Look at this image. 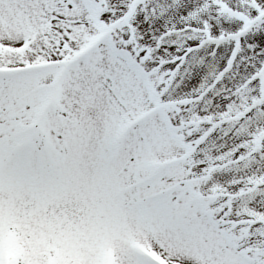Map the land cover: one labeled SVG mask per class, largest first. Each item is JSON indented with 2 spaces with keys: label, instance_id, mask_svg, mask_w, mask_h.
Here are the masks:
<instances>
[{
  "label": "snow or ice",
  "instance_id": "obj_1",
  "mask_svg": "<svg viewBox=\"0 0 264 264\" xmlns=\"http://www.w3.org/2000/svg\"><path fill=\"white\" fill-rule=\"evenodd\" d=\"M178 3L0 0V264H264V0Z\"/></svg>",
  "mask_w": 264,
  "mask_h": 264
},
{
  "label": "rangeland",
  "instance_id": "obj_2",
  "mask_svg": "<svg viewBox=\"0 0 264 264\" xmlns=\"http://www.w3.org/2000/svg\"><path fill=\"white\" fill-rule=\"evenodd\" d=\"M160 3H166L168 0H158ZM188 3H191L193 8H198L201 6L202 0H179V3L175 10L170 12V16L173 20L178 19L180 15V9L185 8L188 6ZM226 7L231 8L235 7L237 10L243 9V5L241 3V0H225ZM204 20L209 21L211 23L216 24L218 27L226 28V26L230 23H232V18L229 17L227 14L225 15H218L215 8L210 9L203 17ZM219 62V58L216 60H212L211 57H209V63L217 64ZM16 249L14 245H9V254L15 255Z\"/></svg>",
  "mask_w": 264,
  "mask_h": 264
}]
</instances>
